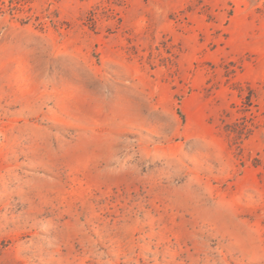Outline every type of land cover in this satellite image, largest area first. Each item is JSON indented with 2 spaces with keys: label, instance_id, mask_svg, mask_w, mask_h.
Returning a JSON list of instances; mask_svg holds the SVG:
<instances>
[{
  "label": "rangeland",
  "instance_id": "1",
  "mask_svg": "<svg viewBox=\"0 0 264 264\" xmlns=\"http://www.w3.org/2000/svg\"><path fill=\"white\" fill-rule=\"evenodd\" d=\"M0 264H264V0H0Z\"/></svg>",
  "mask_w": 264,
  "mask_h": 264
}]
</instances>
